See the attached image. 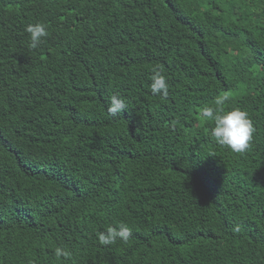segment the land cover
Masks as SVG:
<instances>
[{"label": "trees", "instance_id": "1", "mask_svg": "<svg viewBox=\"0 0 264 264\" xmlns=\"http://www.w3.org/2000/svg\"><path fill=\"white\" fill-rule=\"evenodd\" d=\"M225 93L243 153L200 116ZM0 264H264V0H0Z\"/></svg>", "mask_w": 264, "mask_h": 264}, {"label": "clouds", "instance_id": "2", "mask_svg": "<svg viewBox=\"0 0 264 264\" xmlns=\"http://www.w3.org/2000/svg\"><path fill=\"white\" fill-rule=\"evenodd\" d=\"M26 32L29 34V47L32 49L38 48L44 38L49 35L47 25L43 22L29 24L26 27ZM152 83L150 85L151 92L154 95L167 98L169 94L168 80L159 65L153 66ZM229 100L227 93L219 95L215 98L214 105H210L201 109L200 116L202 119L213 122L211 135L216 143L226 146L236 153L246 152L253 139L255 128L248 112L240 107L226 109L225 105ZM128 107L125 98L118 93L111 95L108 106L109 115L115 116L123 112ZM234 231H240V226L237 225ZM132 235V229L121 223L119 226H108L104 231L98 234V241L101 245H114L118 240L127 243ZM55 256L59 259L69 258L71 252L66 248L57 247Z\"/></svg>", "mask_w": 264, "mask_h": 264}]
</instances>
